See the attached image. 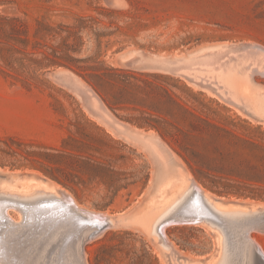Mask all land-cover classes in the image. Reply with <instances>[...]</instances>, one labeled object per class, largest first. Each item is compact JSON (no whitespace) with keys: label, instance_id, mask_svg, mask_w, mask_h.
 I'll return each mask as SVG.
<instances>
[{"label":"rangeland","instance_id":"1","mask_svg":"<svg viewBox=\"0 0 264 264\" xmlns=\"http://www.w3.org/2000/svg\"><path fill=\"white\" fill-rule=\"evenodd\" d=\"M251 47L264 52V0H0V173L12 175L0 176V186L35 180L41 192H65L79 207L119 219L85 246L86 264H206L217 251L206 225L167 228L175 250L162 252L128 216L177 178L225 210L264 208V123L243 115L254 112L228 96L212 63ZM142 56L183 57L178 72L201 87L148 67ZM235 68L243 72L232 71L236 83L264 94L258 66ZM55 70L86 83L132 126L127 137L47 76ZM86 73L106 74L100 92ZM251 235L264 247V232Z\"/></svg>","mask_w":264,"mask_h":264},{"label":"bare ground","instance_id":"2","mask_svg":"<svg viewBox=\"0 0 264 264\" xmlns=\"http://www.w3.org/2000/svg\"><path fill=\"white\" fill-rule=\"evenodd\" d=\"M246 54L240 56L236 54L237 56L223 62L212 60L214 75L224 87L223 89L228 92V96L239 97L242 103L253 110L256 117L264 121V94L257 92V96L254 97L255 95L249 93L253 87L252 83H250L252 87L248 85L249 90L247 89L248 86L241 84L243 82L240 79V83L237 81V84L236 80L232 78L233 73V76L239 77L243 73L237 70L240 75H238L239 72L236 75L235 67L237 69H239L238 67L246 69L248 64L256 65L264 72V52L251 47ZM218 55L220 54L218 53ZM232 71L234 72L232 73ZM246 77L247 75L243 78L246 79ZM245 83L247 84V81ZM239 84H241L242 88H240L242 90L238 89ZM245 87L251 97H248L243 92ZM251 98L253 100H249ZM228 101L231 103V100ZM235 105L237 106V104ZM129 137L131 138V135ZM28 180L26 179L27 182L19 183V185L9 182L7 186H0V222L2 221L3 213L9 221L14 222V224L7 222L0 231V255L3 258L2 260L6 262L28 260L29 263H38L44 260H54L55 264H78L75 247L70 244L66 248L58 249L56 247L60 241H80L81 236L96 231L97 228L92 226L86 224L81 226L80 223L82 222L102 227L98 234L105 227L119 225L116 222L119 219L116 220V217H113L114 215L112 216L105 212L98 213L79 207L67 193L53 190L47 186L44 188L51 190V192H41L37 181ZM197 185L183 178L171 180L169 183L170 191H166L164 195L161 194L156 201H152L149 205L142 206L140 204L141 206L128 216L129 227L142 233L160 251L174 252V243L166 236L167 228L183 224L206 225L214 231L215 240L217 241L216 254L206 264H264L263 259L258 254L260 253L258 248L261 250L264 247L258 244L251 235L254 231L264 232V229L257 228V225L264 224V208L260 211L254 210L251 212L231 208L225 210L216 205L212 201L211 195L204 192L205 190L203 191ZM47 194L54 195L57 204H52V206L47 208L40 206L39 196ZM196 197H200L205 208L200 207L196 203V200H194ZM26 199L30 200L28 205L23 202ZM9 204L17 205L19 210L17 218L11 215L10 210L13 211L14 207ZM199 217L203 218L200 219ZM17 241H25V246L22 250H20L22 242ZM261 252L264 254L262 250Z\"/></svg>","mask_w":264,"mask_h":264},{"label":"water","instance_id":"3","mask_svg":"<svg viewBox=\"0 0 264 264\" xmlns=\"http://www.w3.org/2000/svg\"><path fill=\"white\" fill-rule=\"evenodd\" d=\"M182 59L183 57H176V60L175 59L173 60L172 57H157L156 59H154L152 57L142 56V58L138 61L146 64L148 67L152 69L171 73L173 75L183 78L191 85L201 87L200 85H197L194 81L190 80L188 77H186L182 73L178 72L177 69H180V67L183 65ZM131 62H133V60ZM47 76L50 79L62 85H65L66 87L80 94L84 98L89 114L92 117L98 119L102 124H104L114 135L127 137L125 135L126 131L130 129L129 126L130 127L132 126L128 123L122 122L121 120L116 118L113 114H111V112L104 107V105L102 104L98 96L92 91V89H90L86 83L82 82L79 77H77L75 74H73L69 70H55V71L47 73ZM93 99H95L96 105H93L92 103ZM241 111L243 115H245L251 121H254L256 123H264L260 118L256 117L251 111L247 109L246 110L241 109ZM142 135H143L142 139L144 141H147L148 139L147 133L142 132ZM155 140L156 139L154 135H152L151 138L149 139V141H152V142H155ZM0 176L7 177L8 179H10L12 175L0 173ZM39 197H40V200H39L40 206H44L47 208L48 206H52V204H57L56 197L52 194L41 195ZM194 200H196V203H198L200 207L205 208V205L201 201L200 197H196ZM29 201L30 200L26 199L23 202L24 204L28 205ZM9 205L14 207L16 211H19L17 208V205L15 204H9ZM199 218L202 219L203 217H199ZM7 222H9L10 224H14V222L9 221L3 213V218H2V221L0 222V231L7 224ZM85 224L88 226H92L93 228H97L96 231H93L88 235L81 236L80 241H60L56 247L58 249L59 248L61 249V248H66L67 246L72 244L76 249V256H77L78 264H86L84 248L92 239L98 236L97 234L100 232L102 228L100 226L98 227V225L96 224L92 225L91 223H85V222L80 223L81 226ZM257 228H260L263 230L264 224L257 225ZM17 242H22L20 246V250H22L25 246L24 245L25 241H17ZM258 250L260 251V253L258 254L261 256V258L264 261V256L262 255L260 248H258ZM2 259L3 258L0 255V264H55L54 260H51L52 262L49 260H44L38 263H29L28 260H22L20 262L19 261L13 262L11 260L9 262H6L5 260H2Z\"/></svg>","mask_w":264,"mask_h":264},{"label":"trees","instance_id":"4","mask_svg":"<svg viewBox=\"0 0 264 264\" xmlns=\"http://www.w3.org/2000/svg\"><path fill=\"white\" fill-rule=\"evenodd\" d=\"M105 76H106L105 73H101V74H88V73H86V74L82 75V77L85 80H87L97 92H100L99 89L102 88V83L105 82L104 81Z\"/></svg>","mask_w":264,"mask_h":264},{"label":"snow or ice","instance_id":"5","mask_svg":"<svg viewBox=\"0 0 264 264\" xmlns=\"http://www.w3.org/2000/svg\"><path fill=\"white\" fill-rule=\"evenodd\" d=\"M262 255H264V254H262Z\"/></svg>","mask_w":264,"mask_h":264}]
</instances>
